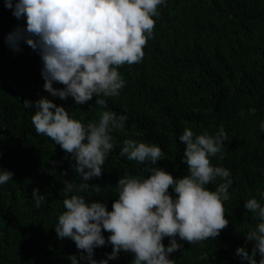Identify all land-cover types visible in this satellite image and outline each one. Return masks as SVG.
<instances>
[{
  "label": "trees",
  "instance_id": "16d2710c",
  "mask_svg": "<svg viewBox=\"0 0 264 264\" xmlns=\"http://www.w3.org/2000/svg\"><path fill=\"white\" fill-rule=\"evenodd\" d=\"M154 20L142 61L119 69L125 87L118 97L106 98L110 110L127 115L126 126L113 130L114 149L104 172L81 194L106 202L111 210L118 180L125 174L146 175L144 165L120 157L125 139L157 144L163 153L158 166L183 177L185 146L178 138L184 129L214 134L223 126L224 159L211 162L231 172L230 199L224 202L229 224L215 239L193 244L178 239L183 247L170 259L174 264H242L236 249L245 247L251 254L254 242L246 241L245 233L258 223L244 203L250 196L260 200L264 192V132L259 129L264 121V0H167ZM25 24L0 0V169L13 173L0 186V264H70L68 257L80 252L71 239L58 238L54 227L64 211L63 181L78 185L81 179L68 154L36 133L35 109L24 105L49 96L39 54L26 44L19 52L5 44V36ZM49 99L84 123L98 120L104 110L95 97L85 105L71 97ZM34 188L44 197L40 208L31 197ZM104 235L107 239L109 233ZM163 243L167 246L169 238ZM111 251V245L97 248L94 258L104 259ZM132 259L121 252L109 264H131Z\"/></svg>",
  "mask_w": 264,
  "mask_h": 264
},
{
  "label": "clouds",
  "instance_id": "9594fccd",
  "mask_svg": "<svg viewBox=\"0 0 264 264\" xmlns=\"http://www.w3.org/2000/svg\"><path fill=\"white\" fill-rule=\"evenodd\" d=\"M165 6L167 0H5L13 16L26 21L5 36V44L14 52L26 44L39 54L43 88L49 96L65 101L71 97L76 105L95 97V105L104 109L98 120L84 123L49 96L40 97L34 105L24 104L35 109L31 123L36 133L68 154L65 158L74 161L71 167L81 179L78 185L63 181L64 211L54 227L58 238L71 239L80 252L68 257L70 264H109L121 252L133 255L131 264H174L171 254L183 247L178 239L189 244L215 239L229 224L224 202L230 199L231 172L211 162L224 159L227 133L223 126L214 134L184 129L178 138L185 146L181 162L187 174L183 177L158 166L163 153L157 144L125 139L120 157L144 165L146 175L122 176L111 210L106 202L90 201L81 194L88 191L90 180L101 177L114 149L112 132L123 129L128 120L127 115L110 110L106 98L118 97L125 87L119 69L142 61L143 48L153 36L154 18ZM259 129L264 132V121ZM12 179L11 171L0 169V186ZM213 184L217 186L210 190ZM31 197L36 208L44 203L38 188ZM260 200L250 196L244 203L258 223L245 233L246 241L254 242L251 254L245 247L236 249L242 264H264V204ZM165 238H169L167 246ZM106 245H111V253L95 259V249Z\"/></svg>",
  "mask_w": 264,
  "mask_h": 264
}]
</instances>
